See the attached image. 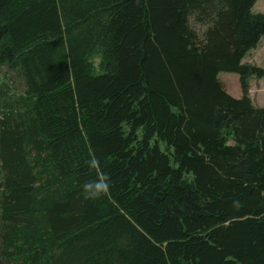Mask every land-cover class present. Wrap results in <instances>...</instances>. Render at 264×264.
I'll return each instance as SVG.
<instances>
[{
	"label": "trees",
	"instance_id": "1",
	"mask_svg": "<svg viewBox=\"0 0 264 264\" xmlns=\"http://www.w3.org/2000/svg\"><path fill=\"white\" fill-rule=\"evenodd\" d=\"M257 1L0 0V264H264Z\"/></svg>",
	"mask_w": 264,
	"mask_h": 264
},
{
	"label": "rangeland",
	"instance_id": "2",
	"mask_svg": "<svg viewBox=\"0 0 264 264\" xmlns=\"http://www.w3.org/2000/svg\"><path fill=\"white\" fill-rule=\"evenodd\" d=\"M253 11L264 12V0H258L253 7ZM244 61L264 68V36L257 47L249 51ZM220 78L230 94L235 97L242 96L239 75L237 73L222 72ZM250 95L255 104L264 106V76L262 78L251 79Z\"/></svg>",
	"mask_w": 264,
	"mask_h": 264
},
{
	"label": "clouds",
	"instance_id": "3",
	"mask_svg": "<svg viewBox=\"0 0 264 264\" xmlns=\"http://www.w3.org/2000/svg\"><path fill=\"white\" fill-rule=\"evenodd\" d=\"M90 169H98L100 161L97 157L92 156L86 161ZM111 189V178L109 175L97 173V179L86 182L82 185V194L86 200H99L105 197Z\"/></svg>",
	"mask_w": 264,
	"mask_h": 264
}]
</instances>
